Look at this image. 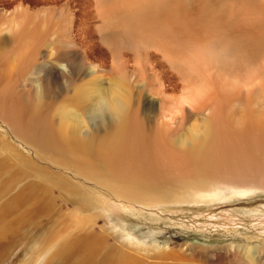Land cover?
Instances as JSON below:
<instances>
[{"label":"bare ground","instance_id":"1","mask_svg":"<svg viewBox=\"0 0 264 264\" xmlns=\"http://www.w3.org/2000/svg\"><path fill=\"white\" fill-rule=\"evenodd\" d=\"M0 119V259L44 218L13 264H136L102 200L264 192V0H0Z\"/></svg>","mask_w":264,"mask_h":264},{"label":"rangeland","instance_id":"2","mask_svg":"<svg viewBox=\"0 0 264 264\" xmlns=\"http://www.w3.org/2000/svg\"><path fill=\"white\" fill-rule=\"evenodd\" d=\"M3 123L0 119V136L5 135L15 148L28 155L31 149L12 135ZM67 176L70 178L69 174ZM61 192L67 194L65 191ZM216 196L198 204L171 202L153 207L107 198L99 205L101 212L107 211V214L105 213V221H99L98 226L104 225L106 231L113 226L127 237L128 240L124 243L117 233L111 230L108 232L113 236L108 238V242L115 241V238L120 241L122 249L128 251L129 258L135 259L136 264H213L219 257L216 264H250L242 248H228L230 245L241 244L258 245L264 255V192H222ZM56 199V209L60 206L61 211L67 213L66 217L70 214L73 228L72 207L63 205L62 196ZM45 223L44 218H39L35 224L19 231L20 237L0 259V264H13L29 253L38 252L40 245L36 238L44 232L42 225L46 226ZM125 244L126 247L123 246ZM53 248L50 246L47 249L52 251ZM251 252L256 253L257 248ZM39 256L36 264H42ZM211 259L212 262H209Z\"/></svg>","mask_w":264,"mask_h":264},{"label":"clouds","instance_id":"3","mask_svg":"<svg viewBox=\"0 0 264 264\" xmlns=\"http://www.w3.org/2000/svg\"><path fill=\"white\" fill-rule=\"evenodd\" d=\"M109 112H111V118L116 119L121 114L119 106L115 107L114 109H110ZM106 124V121H102L101 125L104 126Z\"/></svg>","mask_w":264,"mask_h":264}]
</instances>
